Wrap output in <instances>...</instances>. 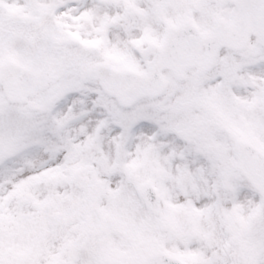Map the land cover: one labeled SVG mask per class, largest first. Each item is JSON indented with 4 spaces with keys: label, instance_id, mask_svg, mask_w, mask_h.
Returning a JSON list of instances; mask_svg holds the SVG:
<instances>
[{
    "label": "snow or ice",
    "instance_id": "6c2138e0",
    "mask_svg": "<svg viewBox=\"0 0 264 264\" xmlns=\"http://www.w3.org/2000/svg\"><path fill=\"white\" fill-rule=\"evenodd\" d=\"M0 264H264V0H0Z\"/></svg>",
    "mask_w": 264,
    "mask_h": 264
}]
</instances>
